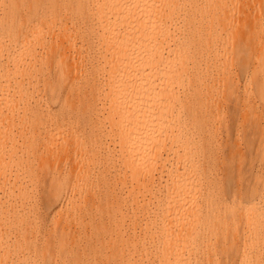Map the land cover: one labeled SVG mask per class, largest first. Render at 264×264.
Masks as SVG:
<instances>
[{
	"label": "bare ground",
	"instance_id": "bare-ground-1",
	"mask_svg": "<svg viewBox=\"0 0 264 264\" xmlns=\"http://www.w3.org/2000/svg\"><path fill=\"white\" fill-rule=\"evenodd\" d=\"M0 264H264V0H0Z\"/></svg>",
	"mask_w": 264,
	"mask_h": 264
}]
</instances>
